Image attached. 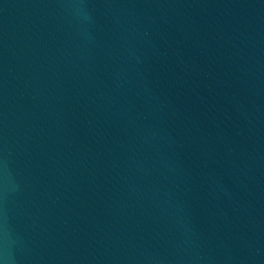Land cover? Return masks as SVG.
I'll list each match as a JSON object with an SVG mask.
<instances>
[{
  "label": "water",
  "instance_id": "1",
  "mask_svg": "<svg viewBox=\"0 0 264 264\" xmlns=\"http://www.w3.org/2000/svg\"><path fill=\"white\" fill-rule=\"evenodd\" d=\"M0 259L264 264V0H0Z\"/></svg>",
  "mask_w": 264,
  "mask_h": 264
},
{
  "label": "clouds",
  "instance_id": "2",
  "mask_svg": "<svg viewBox=\"0 0 264 264\" xmlns=\"http://www.w3.org/2000/svg\"><path fill=\"white\" fill-rule=\"evenodd\" d=\"M7 233H4V237L6 239ZM0 264H6V260L5 259H0Z\"/></svg>",
  "mask_w": 264,
  "mask_h": 264
}]
</instances>
